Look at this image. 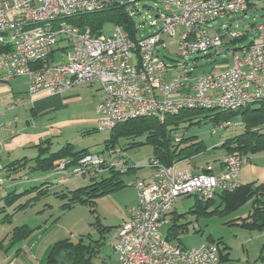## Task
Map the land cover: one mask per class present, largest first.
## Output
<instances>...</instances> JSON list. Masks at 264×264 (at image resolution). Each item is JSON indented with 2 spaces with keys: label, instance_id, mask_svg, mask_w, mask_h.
Segmentation results:
<instances>
[{
  "label": "built area",
  "instance_id": "2783aa9c",
  "mask_svg": "<svg viewBox=\"0 0 264 264\" xmlns=\"http://www.w3.org/2000/svg\"><path fill=\"white\" fill-rule=\"evenodd\" d=\"M125 2L134 4L127 0H0V43L18 41L16 51L0 54V83L18 77L29 79L27 94L17 97L12 107L43 94L54 96L75 86L98 84L104 99L95 108L97 130L112 132L108 130V122L117 120L121 113L150 109L152 114L162 115L164 109L178 103L202 99H213L214 103L222 99L236 101L264 93V25L254 29L260 33L259 38L240 48L239 54L234 53L232 63L221 72L195 75V60L189 59L246 38L248 31L210 29L208 25L223 16L246 13L258 3L264 5V1L210 0L209 4H196L195 0H160L156 3H162V10H152L156 16L149 21L136 19L139 9L136 14L128 13L136 21L135 37L117 26L110 36L69 24L35 31L22 27V20H38L48 12L82 11ZM146 24L160 30L140 37V29ZM178 27L184 30L178 33ZM164 35L170 40L179 37L178 56L182 62L176 67L167 64L157 51L161 44L167 48ZM63 41L68 46H61ZM59 53L65 56V61L55 64ZM46 61L47 64L39 66ZM15 124L0 122V129H13ZM216 126L220 131L246 128L237 120L219 122ZM184 138L176 134L175 143L180 144ZM245 162L246 157L236 152L201 168L177 170L178 165L167 167L153 158L149 181L135 179L126 184L137 190L139 200L119 228L114 246L117 264H221L220 243L207 241L186 248L168 239L163 230L173 224L174 206L181 197L193 196L207 204L222 194L239 190ZM216 164L220 166L218 171ZM130 169L125 157L107 151L85 153L79 162L66 167H57L56 162L54 172L65 179L96 178L113 172L123 175ZM3 173L0 163V200L5 184Z\"/></svg>",
  "mask_w": 264,
  "mask_h": 264
},
{
  "label": "rangeland",
  "instance_id": "374dc122",
  "mask_svg": "<svg viewBox=\"0 0 264 264\" xmlns=\"http://www.w3.org/2000/svg\"><path fill=\"white\" fill-rule=\"evenodd\" d=\"M136 4L134 6L139 9V14H136L138 10L133 5L129 9L132 14H136L139 22L149 21L150 18L155 17L156 13L152 10L159 9L161 6L153 0H139ZM152 7L155 9L151 10ZM260 25H264V5L261 3L254 5L246 13L223 16L208 25L210 29L230 28L238 32L248 31L249 34L246 38L224 45L218 50L212 49L207 53H200L189 58L195 60V75L209 71L218 73L224 70L228 64L232 63L234 53L239 54L240 48L259 38L260 33L254 29ZM114 27L112 24H107L103 34L110 36ZM159 30L160 27L152 28L148 24L142 25L139 36L148 37ZM177 31L181 33L183 30ZM163 40L167 43V48H163L162 44L159 45L157 47L159 56L170 66L176 67L182 62L178 56L179 37L170 40L164 35ZM61 46H68V44L63 41ZM58 56L59 59L55 64L65 61L62 53ZM16 81H22V79ZM16 83L11 82L10 85L15 86ZM0 86L10 87L6 83H0ZM21 88H25L23 82L19 86V89ZM71 92L79 96L66 100L64 98L69 95H64L65 92L57 95L61 96L58 98L43 95L39 97L38 103L29 104L28 111L18 109L13 113V117L17 116L20 123L29 121L32 132H50L53 135L54 151L64 145L73 144L75 149L86 150L87 153L108 151L115 156L119 154L126 158L128 168H131L128 173H131L121 176L124 187L100 195L102 187L99 183L110 179L112 173L96 178L72 177L65 179L66 182L61 185L56 183L58 177H50L43 182L35 181L36 176L42 173L31 170V166L20 169L16 173L12 171L11 178L8 180L17 188L9 192L12 195L8 197V200L0 201V236L9 232L13 234L17 228L25 227L24 231L27 233L25 239L42 233L45 241H53L52 249L58 241L83 243L99 251L94 259L95 263L108 264L114 259L112 247L117 240L119 228L129 218V208L136 199V190L126 184L129 180L145 178L151 169L150 163L155 157V151L153 145L147 143V134L130 138L118 135L116 131L99 132L96 118L90 123L93 115L92 105L96 101L94 105L96 108L103 96L99 85L77 86ZM11 94L0 95V109H5L16 101ZM218 112L199 113L195 116L194 125L186 124L184 130L178 132V136L191 138L194 143L203 142L207 151L191 160L180 162L177 170L184 167L201 168L222 159L227 154V150L220 146L244 133L243 128L237 127L218 130L217 122L211 119ZM223 121L225 120L221 122ZM237 122L242 123L240 119ZM214 130L217 131L216 134L212 133ZM69 159L73 158L69 156ZM3 176L5 178L4 173ZM242 182L243 184L264 183V151L251 154L246 158L242 167ZM94 185L99 190L91 192ZM78 190L81 191L75 196ZM253 203L252 199L234 211H227L226 205L219 196L208 209L204 210L196 197H181L174 206V216L176 225L186 226L187 229L183 231L178 228L175 232L172 231L171 239L173 238L176 243L181 240L180 245L186 248L198 247L207 241L220 242L221 248L225 244L231 248V256L233 260L238 261V264L246 263L248 260L254 263L260 255L259 239L263 235L258 227H247L249 222L254 221V217L251 216L255 212ZM167 229L166 227L163 231L167 232ZM64 257L65 255H62L61 263Z\"/></svg>",
  "mask_w": 264,
  "mask_h": 264
},
{
  "label": "trees",
  "instance_id": "16d2710c",
  "mask_svg": "<svg viewBox=\"0 0 264 264\" xmlns=\"http://www.w3.org/2000/svg\"><path fill=\"white\" fill-rule=\"evenodd\" d=\"M131 5L134 6V4H127L120 5L122 6L120 7L117 4V6L115 5V7L109 10L94 14H79L66 19L64 22L82 28L89 27L94 34H102L106 25L112 24L115 27L123 28L128 31L132 37H135L137 33V29L135 28L136 21L133 17L128 15V13L132 14V11L129 9ZM3 51H5V48L0 45V53ZM47 63L48 61L42 62L39 66H44ZM237 110L238 111L211 109L183 110L178 115L167 116L164 121H160L158 118L154 117L142 116L117 126L114 131H116L118 135H124L130 138L140 134H147V143L154 147V158L160 160L165 166L171 167L173 165H178L182 161L191 160L207 151V147L203 142L194 143L191 138H184L180 144H177L175 143V135L181 130H184L186 124L194 125L195 116L197 114L219 111L215 114L214 118L210 116H208V118H211L217 123L222 120L229 121L240 119L242 123L246 125V128H243V134L232 140L226 141L220 148H225L227 154L238 152L246 158L251 154L264 151V132H262L264 130V101L259 100L245 108ZM85 153H87L85 150L74 153L73 145L67 144L58 153L51 155L48 159L42 160V158L39 157L36 163V170L43 172L51 171L54 169L55 161L71 156L74 158L70 161L76 162V160ZM112 174L110 179L103 180L99 183L102 187L99 192L100 195H105L124 187V182L121 178L122 174L117 172H113ZM98 190L96 185H94L92 186L91 192H96ZM80 191L81 190H78L75 196H77ZM220 197L223 204L226 205L227 211H234L253 199L255 212L251 216L254 217V221L249 222L247 227H258L259 230H264V184L257 185L256 183H252L242 185L236 192L232 194H222ZM83 202H85V200H83ZM211 203H213V201L207 204L201 203V207L206 210ZM178 228L183 231L187 229L186 226H177L175 217L173 224L167 232L168 239L173 241V238L171 239L173 235L172 231L175 232ZM24 229L25 227L17 228L14 232V237L25 238L27 233ZM98 252L96 248L87 246L83 243L73 244L68 240L59 241L51 250L47 264H97L94 259L97 257ZM62 255H65V257L62 259L61 263L60 260ZM221 258H223L222 253Z\"/></svg>",
  "mask_w": 264,
  "mask_h": 264
},
{
  "label": "crops",
  "instance_id": "0c3cea01",
  "mask_svg": "<svg viewBox=\"0 0 264 264\" xmlns=\"http://www.w3.org/2000/svg\"><path fill=\"white\" fill-rule=\"evenodd\" d=\"M177 30H184V29L182 27H178ZM198 75H201V74H198ZM18 79H22V81H16ZM11 82H17V83L15 84V86H11L10 85ZM21 82L25 84V88L23 89L22 88L19 89ZM6 84H8V86L10 87L0 86V95L12 93L11 95L14 96L16 99L19 96H23L27 94L28 88H29V79L27 77H18V78H15L9 81ZM92 85H88V86H92ZM79 86H87V85H79ZM73 88L65 92L64 95L68 94L69 96L65 97L64 99L68 100L71 97L73 98L75 96H79L78 94H75V93L71 94L72 93L71 91H73ZM43 95H40V96H43ZM102 95H103V92H102ZM40 96H38L37 98H34V100L33 99L23 100L22 101L23 104H20L14 107L12 106L15 104V102L13 104H10L7 108L4 107L5 109H2V108L0 109V122L1 123L9 124L12 122H16L15 127L13 129H8V128L0 129V163L4 167V174H5L4 190L2 192L0 201H3L4 199L8 200V197L12 195V193L9 194V192L12 191V189L16 190L17 188L15 184L11 183L10 180H8L9 178H11L10 175L12 171L16 173L20 169L23 170L24 168H27L28 166H31V170L36 171V173H42V175L36 176L35 181L37 182H40V181L43 182L46 179H50V177H58V179L56 180V183H59L61 185L64 184V182H66L65 178L61 174L54 172V169L51 171H47V172L36 170V165H37L36 163L39 157L42 158V160L48 159L51 155L58 153L66 145L60 147L58 150L56 149L57 151L56 150L54 151L53 135H51L50 132L48 131L43 132V133L38 132V131L32 132L33 130L31 128L29 121H27L26 123H23V122L20 123V119L17 116L15 118L13 117L14 116L13 113H15V111H17L18 109H24L25 111H28L29 104H32V105L35 104L37 101L40 100L39 99ZM58 97H61V96L54 95L51 98H58ZM101 98H102L101 101H103L104 95L101 96ZM95 102L96 101H94V104L92 105V109H91V112H93V115L90 118L91 119L90 123L93 122V120H95L96 118L95 108H94ZM32 112L34 114V111ZM81 151H84V150H77L75 149V146L73 145L74 153H78ZM62 160H71V159L67 157L64 159L57 160L55 161V163L58 161H62ZM55 163H54V167H55ZM184 168H187V167H184ZM215 169L218 171L220 169V166L216 164ZM129 173L128 175H130ZM152 174H153V170L150 169L148 174L145 175V178L141 180L149 181ZM253 183H256V182H253ZM249 184H252V183H249ZM242 185H247V184H243L242 182ZM257 185H260V184H257ZM138 200H139L138 192L136 190V199L134 200L130 208L135 206L138 203ZM259 231L263 235L259 239L261 243L260 255L254 261V263L251 260H248L246 261V263H242V264H264V233L261 230ZM167 232H168V229H167ZM167 232H164V233H167ZM43 237L44 236L42 235V233H38V235L36 236L33 235L31 238L25 239V238H20V237H14V233L11 234L10 232L6 233V235L4 234L0 236V264H46V259L52 250L51 247H52L53 241L51 240L45 241ZM180 242L181 240H179V242L177 243L175 241L174 243L180 245L181 244ZM115 244H116V241L112 247L113 248L112 254H113L114 259L109 261L108 264H117V255L114 250ZM221 249H222V257H223L221 264H226V263L227 264H238V261L233 260L231 256V248L228 245L225 244L224 247H222ZM106 262L107 260L105 259V263Z\"/></svg>",
  "mask_w": 264,
  "mask_h": 264
},
{
  "label": "bare ground",
  "instance_id": "6f19581e",
  "mask_svg": "<svg viewBox=\"0 0 264 264\" xmlns=\"http://www.w3.org/2000/svg\"><path fill=\"white\" fill-rule=\"evenodd\" d=\"M127 1H134V4L137 3L139 0H127ZM158 2L160 0H153ZM196 4H209L210 0H195ZM132 4V2H125L127 5ZM159 9L155 10H162V3ZM117 6V4H110V5H98L91 8H86L82 11H78V9H61V12H48L47 15H42L38 18V20H22V27L25 31H35V30H45L47 27L52 26H61L66 24L64 21L68 18L77 16L79 14H94L98 12H103L106 10L111 9L112 7ZM119 7V6H118ZM122 7V6H120ZM1 46L5 48L0 54H8L16 51L18 48V41H8L6 43H0ZM7 49V50H6ZM259 100L264 101V93L259 96H252L247 97L245 99H238L236 101H232V99H222L219 102L213 101V99H202L198 102H191V103H178L173 108L164 109L163 114H152L150 109H143V111H135V112H125L121 113L117 116V120H111L108 122V130H114L117 126L126 123L130 120L136 119L142 116H149L158 118L160 121H164V119L169 115H178L183 110H197V109H211V110H237L245 108L246 106L253 104ZM241 123V122H237ZM80 158L76 160L79 162ZM66 164H72L70 160H64L61 162H57V167H66Z\"/></svg>",
  "mask_w": 264,
  "mask_h": 264
}]
</instances>
